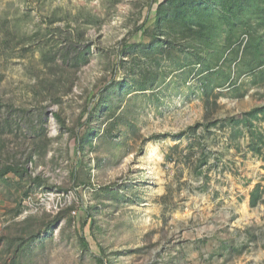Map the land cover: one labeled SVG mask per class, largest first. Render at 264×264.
Listing matches in <instances>:
<instances>
[{
    "label": "rangeland",
    "instance_id": "1",
    "mask_svg": "<svg viewBox=\"0 0 264 264\" xmlns=\"http://www.w3.org/2000/svg\"><path fill=\"white\" fill-rule=\"evenodd\" d=\"M159 2L0 0V168L43 179L0 178V264H264V0L194 45Z\"/></svg>",
    "mask_w": 264,
    "mask_h": 264
},
{
    "label": "trees",
    "instance_id": "2",
    "mask_svg": "<svg viewBox=\"0 0 264 264\" xmlns=\"http://www.w3.org/2000/svg\"><path fill=\"white\" fill-rule=\"evenodd\" d=\"M257 1L258 0H165L164 3L163 2L157 3L156 8H155L156 10L155 20H156V23L159 26H161L162 24L170 23L177 19L179 20V23L183 27H186V29H162V30H167L166 31L167 32V37H166L167 44L172 45L173 44L172 41L174 40L176 41L178 39L177 32H179V38L181 39L186 38L189 40L191 45H194V43L196 42L202 43L203 41H208L212 38V34L209 29H202L204 27V24L198 23L197 27H192L188 22L190 17L193 15L192 11L195 10L197 6H200L202 10L205 11V9L208 8L209 5L215 4L214 7H216V9H221L222 11L227 10L226 12H232V14L234 15V19H237L239 22H242L244 18V12L250 8L254 9V7L257 6ZM162 9L164 10L163 15L161 14ZM168 10H171V11H168ZM167 13H169V15ZM230 20L231 18L228 20V22H230ZM85 57H86L85 53L79 51L77 52V56H75L74 58H71V61L73 62V64H75L76 67H78L82 59H85ZM51 96L55 102L59 101L60 96L56 92L51 93ZM100 97H99V100H100ZM253 110L262 111V107L261 108L257 107ZM56 117L58 121L62 123V120L58 117L57 114H56ZM74 135H76V133H74ZM83 138L84 136L77 137V142L80 148H82V145H83V140H84ZM8 172L14 173L16 176H19V178H22L24 175H28L27 169L24 163L21 165L15 164V163H8V164L3 165L0 168V178L4 179L5 175ZM28 176L30 179H33L34 182H36L37 184L43 182V179L40 178L38 175L32 178L30 175ZM260 195L261 193L259 192V188L258 186H256L251 192V196H250L251 206H255L257 204V202L259 201ZM19 210H20V203H18V205L14 209V213L17 214ZM65 212L66 210L59 211V213H57L54 216V218L45 226H49L50 224L55 223L57 220H59L64 215ZM37 233H38V230L36 232L31 233L32 238ZM1 238L4 239L5 237L1 236ZM80 239L83 242L84 246L88 247L86 241L84 240L82 236H80ZM6 240H7V243H5L4 245V252L12 253V255H14V258L10 260L11 261L10 264H16L22 252L21 242H23V245H24L23 236L21 234H15L12 237H9V238L6 237ZM96 259L98 261H101L102 258L97 257ZM5 263L6 262L4 261L2 264H5Z\"/></svg>",
    "mask_w": 264,
    "mask_h": 264
},
{
    "label": "built area",
    "instance_id": "3",
    "mask_svg": "<svg viewBox=\"0 0 264 264\" xmlns=\"http://www.w3.org/2000/svg\"><path fill=\"white\" fill-rule=\"evenodd\" d=\"M62 195H63L62 193H53L52 192V194H51V201H52V203H56L55 209H57V204L60 201ZM29 198L30 197H28V199ZM26 214H27V210L24 208L23 211H22V213H21V215L24 216Z\"/></svg>",
    "mask_w": 264,
    "mask_h": 264
}]
</instances>
